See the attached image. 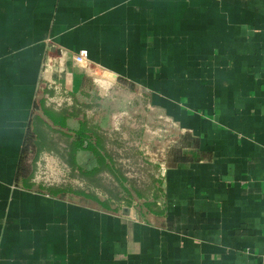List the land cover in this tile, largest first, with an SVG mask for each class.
Here are the masks:
<instances>
[{
    "label": "crops",
    "instance_id": "crops-1",
    "mask_svg": "<svg viewBox=\"0 0 264 264\" xmlns=\"http://www.w3.org/2000/svg\"><path fill=\"white\" fill-rule=\"evenodd\" d=\"M97 77L145 98L177 140L141 207L18 173L29 129L38 157L66 151L44 108L79 110L71 131L87 107L108 124ZM64 94L71 106L48 104ZM0 264H264V0H0Z\"/></svg>",
    "mask_w": 264,
    "mask_h": 264
},
{
    "label": "rangeland",
    "instance_id": "rangeland-1",
    "mask_svg": "<svg viewBox=\"0 0 264 264\" xmlns=\"http://www.w3.org/2000/svg\"><path fill=\"white\" fill-rule=\"evenodd\" d=\"M113 90L114 88H110L107 92H99L97 89L98 96L94 101L105 106L103 109L106 113L109 112L108 124L101 119V111L97 113L87 107V112L84 108L82 114L85 115L83 116L85 119L97 126L103 121V131L111 133L106 141L108 147L106 148L126 178L124 184L131 195L125 193L119 182L105 172L99 175L101 183L109 188L111 193L118 195V201L124 202L123 205H127L125 201L130 198L131 206L137 208L142 206L144 200L153 199V188L161 181L155 175L162 165L167 167L168 152L177 140L173 137V129L169 122L158 117L156 110L152 111L146 107L145 98H140L134 93H113ZM113 115H121L120 125L115 126L117 129L113 128L115 122ZM153 179L158 182L153 184L151 182ZM78 180L81 186H75V189L90 190L101 199L110 197L103 188L94 186L90 188L83 179L78 177ZM133 186L136 187V192L133 191Z\"/></svg>",
    "mask_w": 264,
    "mask_h": 264
},
{
    "label": "trees",
    "instance_id": "trees-1",
    "mask_svg": "<svg viewBox=\"0 0 264 264\" xmlns=\"http://www.w3.org/2000/svg\"><path fill=\"white\" fill-rule=\"evenodd\" d=\"M43 111L49 121L47 127L50 129L58 127L60 133L65 135L66 151L62 156L73 170V174L83 179L90 188L93 186L103 188V190L109 193L110 197L108 199H101L90 190L75 189L71 186L49 187V193L53 196L60 197L65 195H77L85 199L94 200L101 208L116 210L115 208L112 209L110 207L109 199L119 200V196L115 193H111L110 189L101 183L99 175L103 171H106L111 176H113L116 181L119 182L125 193L131 195V192L128 188L124 187V181L126 178L123 176V173L118 167L116 161L108 152H106L104 147L105 138L101 134L97 124H92L89 120L80 118L79 128L75 131H71L69 128H67L65 120L70 116L78 117L79 110H68L63 108L60 110V112H62L61 115L58 114V112L50 110L49 108H44ZM42 144L43 140L41 135L38 133V130L36 129L30 131L29 129L27 131L22 149L18 171L19 174L24 176L25 173L28 172V167H32L31 172L33 171L35 161L37 160L38 154L43 147ZM80 149L89 150L93 153L97 160V167L87 170L79 167L76 164L74 155L75 152ZM39 188L42 189L43 187ZM133 191L136 192V187L134 186ZM125 202L127 205L130 204L131 199H126Z\"/></svg>",
    "mask_w": 264,
    "mask_h": 264
},
{
    "label": "built area",
    "instance_id": "built-area-1",
    "mask_svg": "<svg viewBox=\"0 0 264 264\" xmlns=\"http://www.w3.org/2000/svg\"><path fill=\"white\" fill-rule=\"evenodd\" d=\"M73 62L77 65L90 67L87 61V51L81 49L73 55ZM95 82L98 81L94 78ZM98 86L101 85L98 83ZM112 87L111 83L108 87L102 88L104 92H107ZM49 105H53L55 108L62 107L63 104L71 106L73 104L70 96L64 94L62 96L47 97ZM115 120L114 129H117V125H120L121 115H113ZM35 171L32 177V182L36 186L41 187H62V186H81L78 177L73 174V170L69 164L58 154L54 152L44 151L42 152L35 162ZM160 166V165H159ZM166 167L162 165L160 171L155 175L156 178L161 180L165 175Z\"/></svg>",
    "mask_w": 264,
    "mask_h": 264
},
{
    "label": "bare ground",
    "instance_id": "bare-ground-1",
    "mask_svg": "<svg viewBox=\"0 0 264 264\" xmlns=\"http://www.w3.org/2000/svg\"><path fill=\"white\" fill-rule=\"evenodd\" d=\"M97 79H98V83L101 85V87L102 88H106V87H108L109 86V84H110V82H109V80L107 79V78H99V77H97ZM96 79V80H97ZM112 81V80H111ZM113 84V83H112ZM100 87V86H99ZM100 87V88H101Z\"/></svg>",
    "mask_w": 264,
    "mask_h": 264
},
{
    "label": "water",
    "instance_id": "water-1",
    "mask_svg": "<svg viewBox=\"0 0 264 264\" xmlns=\"http://www.w3.org/2000/svg\"><path fill=\"white\" fill-rule=\"evenodd\" d=\"M128 212H129V209L127 207L122 209V213L123 214H128Z\"/></svg>",
    "mask_w": 264,
    "mask_h": 264
}]
</instances>
